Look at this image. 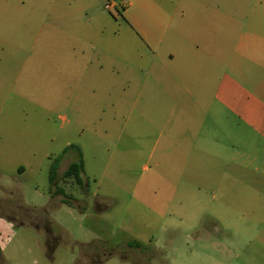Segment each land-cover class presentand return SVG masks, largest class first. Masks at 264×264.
Segmentation results:
<instances>
[{"label": "rangeland", "instance_id": "374dc122", "mask_svg": "<svg viewBox=\"0 0 264 264\" xmlns=\"http://www.w3.org/2000/svg\"><path fill=\"white\" fill-rule=\"evenodd\" d=\"M124 10L120 0H1L0 264H247L223 251L241 234L214 229L213 189L201 187L216 179L211 158L188 168L168 144L170 109L148 93L137 101L144 85L168 83L169 49L143 41ZM71 145L85 186L62 178L74 149L55 186L50 166Z\"/></svg>", "mask_w": 264, "mask_h": 264}, {"label": "crops", "instance_id": "0c3cea01", "mask_svg": "<svg viewBox=\"0 0 264 264\" xmlns=\"http://www.w3.org/2000/svg\"><path fill=\"white\" fill-rule=\"evenodd\" d=\"M120 1L143 41L169 49L162 55L168 83L144 85L137 101L148 93L170 109L163 123L177 130L168 144L188 168L199 156L216 166V179L201 186L213 189L214 229L242 237L219 250L264 264V0ZM177 108L184 109L181 118Z\"/></svg>", "mask_w": 264, "mask_h": 264}, {"label": "trees", "instance_id": "16d2710c", "mask_svg": "<svg viewBox=\"0 0 264 264\" xmlns=\"http://www.w3.org/2000/svg\"><path fill=\"white\" fill-rule=\"evenodd\" d=\"M74 149L76 151V154L78 156V159L74 162H72L68 168L65 170V172L62 175L63 179H72L74 182L80 186L84 187L85 182L82 177V174L85 171V162H84V156L83 152L80 147L76 145H71L68 146L64 149L61 155H59L57 158L54 159L50 166V171H49V179L52 184H55V186L58 185V170L61 165L63 156L66 155L70 150ZM55 194L57 195H65V191L62 188H57L55 191ZM128 246L132 248H142L144 245L138 241H129Z\"/></svg>", "mask_w": 264, "mask_h": 264}, {"label": "built area", "instance_id": "2783aa9c", "mask_svg": "<svg viewBox=\"0 0 264 264\" xmlns=\"http://www.w3.org/2000/svg\"><path fill=\"white\" fill-rule=\"evenodd\" d=\"M116 4H113V3H108L107 5H106V8L108 9V10H111L112 8H116Z\"/></svg>", "mask_w": 264, "mask_h": 264}]
</instances>
